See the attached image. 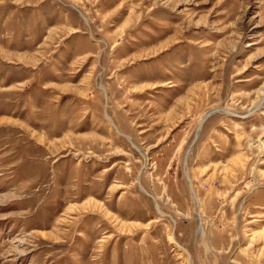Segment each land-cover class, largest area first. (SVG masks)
<instances>
[{
  "label": "rangeland",
  "instance_id": "374dc122",
  "mask_svg": "<svg viewBox=\"0 0 264 264\" xmlns=\"http://www.w3.org/2000/svg\"><path fill=\"white\" fill-rule=\"evenodd\" d=\"M0 264H264V0H0Z\"/></svg>",
  "mask_w": 264,
  "mask_h": 264
}]
</instances>
